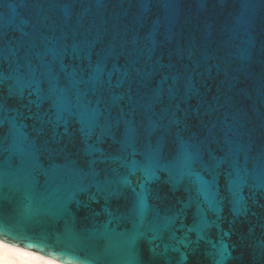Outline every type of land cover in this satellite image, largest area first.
Masks as SVG:
<instances>
[{
    "label": "water",
    "instance_id": "1",
    "mask_svg": "<svg viewBox=\"0 0 264 264\" xmlns=\"http://www.w3.org/2000/svg\"><path fill=\"white\" fill-rule=\"evenodd\" d=\"M0 231L46 264H264V0H0Z\"/></svg>",
    "mask_w": 264,
    "mask_h": 264
},
{
    "label": "bare ground",
    "instance_id": "2",
    "mask_svg": "<svg viewBox=\"0 0 264 264\" xmlns=\"http://www.w3.org/2000/svg\"><path fill=\"white\" fill-rule=\"evenodd\" d=\"M0 264H46V262L45 257L41 255L0 241Z\"/></svg>",
    "mask_w": 264,
    "mask_h": 264
},
{
    "label": "snow or ice",
    "instance_id": "3",
    "mask_svg": "<svg viewBox=\"0 0 264 264\" xmlns=\"http://www.w3.org/2000/svg\"><path fill=\"white\" fill-rule=\"evenodd\" d=\"M0 239H2V240H8V242L14 243V244H19L20 246H27V244H26V242L24 240L17 239V238H10L9 236H7L2 231H0Z\"/></svg>",
    "mask_w": 264,
    "mask_h": 264
}]
</instances>
